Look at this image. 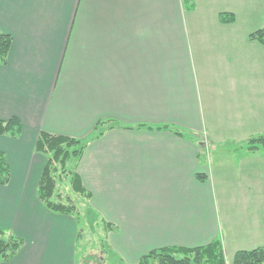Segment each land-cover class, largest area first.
Masks as SVG:
<instances>
[{
  "label": "crops",
  "instance_id": "obj_1",
  "mask_svg": "<svg viewBox=\"0 0 264 264\" xmlns=\"http://www.w3.org/2000/svg\"><path fill=\"white\" fill-rule=\"evenodd\" d=\"M191 2L0 0L12 38L0 122L22 127L0 134L11 170L0 231L23 241L2 264H76V220L38 199L36 147L41 134L85 139L98 122L107 130L76 171L125 263L219 237L227 262L264 247V150L247 145L264 134V46L249 39L264 0Z\"/></svg>",
  "mask_w": 264,
  "mask_h": 264
},
{
  "label": "trees",
  "instance_id": "obj_2",
  "mask_svg": "<svg viewBox=\"0 0 264 264\" xmlns=\"http://www.w3.org/2000/svg\"><path fill=\"white\" fill-rule=\"evenodd\" d=\"M187 8L192 5L191 0H184ZM221 15V21L227 19ZM249 39L256 41L264 46V27L252 33ZM12 45L10 35L0 33V65H6ZM106 122H98L89 137L85 139H75L64 136L41 134L36 150L46 158V164L41 176L37 196L42 205L57 215L73 217L77 222V245L83 237L86 225V216L90 208L91 195L84 188L81 179L76 171V166L83 156L88 144L99 139L106 132L104 127ZM130 128L121 124H116L110 129ZM153 128L145 125H138L136 128ZM157 129H172L168 126L157 127ZM177 134V130L172 129ZM22 127L19 121L0 122V134H8L13 137L19 136ZM251 149L264 150V134L250 138L247 142ZM11 170L7 158L0 151V186H5L10 182ZM203 180L205 177L199 176ZM65 186L69 191H65ZM85 201L86 209L82 212ZM100 228L107 233V230L116 231L103 221ZM103 242V241H102ZM23 246V241L10 231H0V264L12 260ZM104 247V243H103ZM113 264H127L124 260L112 253L110 255ZM138 264H228L223 240L221 237L214 240L211 244L197 249H184L178 247L162 248L151 251L144 255ZM232 264H264V247L249 251L237 252L232 260Z\"/></svg>",
  "mask_w": 264,
  "mask_h": 264
},
{
  "label": "rangeland",
  "instance_id": "obj_3",
  "mask_svg": "<svg viewBox=\"0 0 264 264\" xmlns=\"http://www.w3.org/2000/svg\"><path fill=\"white\" fill-rule=\"evenodd\" d=\"M65 191H69L68 186H65ZM85 203V201L81 200V204H83L82 207L80 206L82 209L81 213L86 209ZM85 221L86 225L84 227L83 237L77 245L76 264H113L110 258V255L113 253L111 251L113 250L107 242L105 231L100 228L101 224L97 222L94 214L90 212L87 214ZM228 255V264H232L233 258H230V255Z\"/></svg>",
  "mask_w": 264,
  "mask_h": 264
}]
</instances>
